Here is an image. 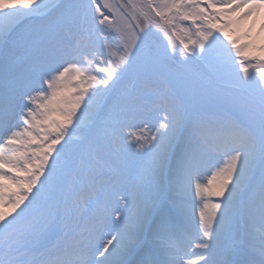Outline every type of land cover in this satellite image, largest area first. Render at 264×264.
<instances>
[{
	"label": "snow or ice",
	"instance_id": "snow-or-ice-1",
	"mask_svg": "<svg viewBox=\"0 0 264 264\" xmlns=\"http://www.w3.org/2000/svg\"><path fill=\"white\" fill-rule=\"evenodd\" d=\"M262 14L0 0V264H264Z\"/></svg>",
	"mask_w": 264,
	"mask_h": 264
},
{
	"label": "rangeland",
	"instance_id": "rangeland-1",
	"mask_svg": "<svg viewBox=\"0 0 264 264\" xmlns=\"http://www.w3.org/2000/svg\"><path fill=\"white\" fill-rule=\"evenodd\" d=\"M262 15H264V14H262ZM261 22H262L261 18L258 17V18L256 19V23H255V27H254V33H253L254 35H255V33H258V32H259ZM251 24H252V21H251V20L248 21V22L245 24V28H247L248 26H251Z\"/></svg>",
	"mask_w": 264,
	"mask_h": 264
}]
</instances>
